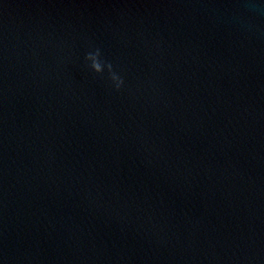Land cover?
Returning a JSON list of instances; mask_svg holds the SVG:
<instances>
[{
    "label": "water",
    "instance_id": "obj_1",
    "mask_svg": "<svg viewBox=\"0 0 264 264\" xmlns=\"http://www.w3.org/2000/svg\"><path fill=\"white\" fill-rule=\"evenodd\" d=\"M0 264H264V0H0Z\"/></svg>",
    "mask_w": 264,
    "mask_h": 264
},
{
    "label": "clouds",
    "instance_id": "obj_2",
    "mask_svg": "<svg viewBox=\"0 0 264 264\" xmlns=\"http://www.w3.org/2000/svg\"><path fill=\"white\" fill-rule=\"evenodd\" d=\"M98 56H99V53L98 52L95 53V54H91L90 53L89 56H88V59L90 61H96V59H97ZM113 79L119 81V85H122L123 84V80L119 76L113 75Z\"/></svg>",
    "mask_w": 264,
    "mask_h": 264
}]
</instances>
